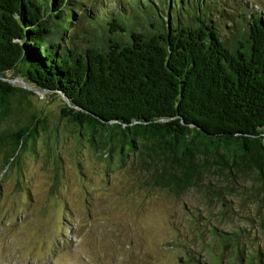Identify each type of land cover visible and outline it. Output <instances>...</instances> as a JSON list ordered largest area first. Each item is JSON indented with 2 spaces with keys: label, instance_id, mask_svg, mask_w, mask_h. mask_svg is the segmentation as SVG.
<instances>
[{
  "label": "trees",
  "instance_id": "16d2710c",
  "mask_svg": "<svg viewBox=\"0 0 264 264\" xmlns=\"http://www.w3.org/2000/svg\"><path fill=\"white\" fill-rule=\"evenodd\" d=\"M114 1L117 15L104 7L93 15L78 0H0V115H9L10 99L46 91L62 99V115L87 133L91 145L107 150L108 159L115 152L122 163L132 154L151 162L152 187L177 194L197 186L211 159L226 169L255 170L262 181L260 14H241L242 30L229 45L213 19L182 17L176 0L167 6L165 25L150 23L152 32L129 22L160 18L163 0H129L125 9L123 0ZM204 2L197 12L205 18L210 7ZM189 7L185 0L182 8ZM102 20L106 39L82 45L92 31L80 33ZM8 72L28 86L11 83ZM37 132L23 123L0 135L2 176L19 168L27 140L34 142Z\"/></svg>",
  "mask_w": 264,
  "mask_h": 264
},
{
  "label": "rangeland",
  "instance_id": "374dc122",
  "mask_svg": "<svg viewBox=\"0 0 264 264\" xmlns=\"http://www.w3.org/2000/svg\"><path fill=\"white\" fill-rule=\"evenodd\" d=\"M188 1L187 10L185 0L174 3L182 17L213 19L229 45L242 30L241 14L256 12L264 20V0ZM201 2L210 7L205 18L197 12ZM77 3L93 15L100 7L119 13L114 0ZM172 5L157 4L161 20L138 16L129 26L155 31L150 23L165 25ZM100 23L80 33L92 31L82 45L106 39ZM10 100L9 115H0V135L23 123L38 132L34 142L27 140L18 170L4 177L0 153V264H264V175L261 181L255 170L226 169L211 159L197 186L177 194L152 187L151 162L132 154L122 163L115 152L108 159L107 150L91 145L87 133L62 115L58 96L35 90Z\"/></svg>",
  "mask_w": 264,
  "mask_h": 264
}]
</instances>
